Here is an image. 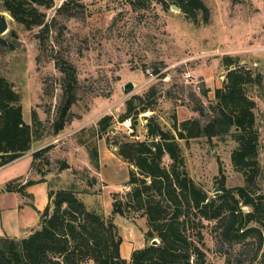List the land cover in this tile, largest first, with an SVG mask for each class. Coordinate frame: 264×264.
I'll return each mask as SVG.
<instances>
[{"label": "rangeland", "instance_id": "1", "mask_svg": "<svg viewBox=\"0 0 264 264\" xmlns=\"http://www.w3.org/2000/svg\"><path fill=\"white\" fill-rule=\"evenodd\" d=\"M64 1L40 7L45 23L29 30L0 4V13L6 12L9 22L1 36L0 76L21 95L24 121L32 124L33 111L42 121L38 127L42 138L33 142L30 151L49 146L36 160L29 179L45 178L48 187L43 183L26 187L33 205L25 195L6 189L21 177L27 182L33 155L0 169V236L21 232L30 216L45 208L48 189L54 193L71 189L88 210L112 218L122 239L121 256L130 261L135 249L151 243L150 227L143 210L113 213L114 196L126 202L133 191L131 171L140 175L119 154V145L151 141V121L177 135L175 123L181 126L185 120L201 118L200 105L209 107L215 91L225 86L229 70L239 68L252 77L246 93L256 103L255 179L249 182L247 177L254 174L247 176L234 164L232 154L238 144L230 135L178 141L189 177L211 198L232 190L242 211L253 212L236 192L238 187H248L263 207V220L249 225L258 227L264 237V0H202L208 12L197 11L196 20L174 9L173 0H79L78 5L71 2L73 16L57 13ZM58 60L71 68L73 76L63 75ZM129 82L134 87L126 93ZM153 86L154 108L139 114L135 126L130 119L120 121L127 101ZM69 98L72 104L64 128L56 134L54 124ZM105 116L112 118L101 130L99 122ZM171 163L166 155L163 164ZM55 201L54 195L51 212ZM183 210L193 217L192 210ZM195 223L189 224L188 232L197 238L202 231L198 245L205 256L200 264H264V242L260 246L258 236L229 242L217 220Z\"/></svg>", "mask_w": 264, "mask_h": 264}, {"label": "trees", "instance_id": "2", "mask_svg": "<svg viewBox=\"0 0 264 264\" xmlns=\"http://www.w3.org/2000/svg\"><path fill=\"white\" fill-rule=\"evenodd\" d=\"M78 1H64L57 13L73 16L71 2L78 5ZM173 2L195 20L197 11L208 12L202 0ZM0 4L29 30L44 25L46 14L40 7L51 8L54 0H36V3L31 0H0ZM2 42L0 36V44ZM57 66L65 77L73 76L69 71L71 68L65 67L59 60ZM251 79L249 72L239 68L229 70L225 86L215 91V100L209 107L201 104L197 109L201 118L185 120L181 126L175 123L177 135L151 121L148 123L151 141L119 145V154L135 165L140 175L131 171L129 185L133 191L128 193L126 202L119 195L114 196L113 213L125 215L131 210H143L150 227L147 236L151 243L135 249L130 261L121 256L122 239L117 236V226L112 218L88 210L76 193L67 189L57 193L49 191V204L41 212L40 227L28 237L0 236V264H200L199 261L204 260L205 256L198 245L202 231L197 232V238L188 232L189 224H194L197 218L196 225L217 220L222 237L229 242L258 236L262 246V231L249 225L253 220H263L262 203L250 194L248 187H238L236 192L244 204L254 208L253 212L244 213L240 200L232 190L225 189L224 183L222 187L226 190L225 195L211 198L189 177L178 141L201 136L212 139L230 135L238 144L232 154L233 162L247 176L254 174L247 177L249 182L253 181L257 172L259 135L256 128V103L246 93V86ZM156 97L155 86L143 96H133L127 101L126 112L120 116V121L130 119L135 126V118L139 114L154 108ZM71 104L72 98H69L60 121L54 124L56 134L64 128ZM111 118L105 116L100 120L101 130L107 129ZM41 122L36 111H33L32 124L24 121L21 95L13 89L12 83L0 76V167L26 154L33 142L42 138L38 129ZM48 150L49 146L33 153L31 168ZM92 155L98 165L96 149ZM166 155L172 160L169 167L163 164ZM44 181L41 178L23 183L21 177L9 182L6 189L27 195L26 187ZM54 195L56 203L51 212L50 203ZM184 208L192 210L193 217L186 215ZM191 219L195 222H190ZM155 238H159V245H152Z\"/></svg>", "mask_w": 264, "mask_h": 264}, {"label": "crops", "instance_id": "3", "mask_svg": "<svg viewBox=\"0 0 264 264\" xmlns=\"http://www.w3.org/2000/svg\"><path fill=\"white\" fill-rule=\"evenodd\" d=\"M34 150H35L34 148L31 151L29 150L26 154H24L20 158L14 160V161H12V162L4 165V166H1L0 169L3 168V167H5V166H7V165H10L12 163H15L16 161H19L20 159H22V158H24V157H26L28 155L32 157L33 153L35 152ZM32 161H33V157H32ZM31 170H32V168L30 167V170H29L28 177H27V180L26 181H29V179H31L30 178V175L33 174V172H31ZM34 180H36V179H34ZM36 181H38V180H36ZM46 181H47V179H45L44 182H37V183H43V184L47 185V187H48V184H47ZM48 193H49V189H48V192H47V199L44 202V204H43L44 206H42V208L43 207L46 208V206L49 204V194ZM25 197L28 199V203L31 204V205H33V197H32V195L27 194V195H25ZM44 209L41 210V211H39L37 214L35 213V215H31L30 216V220L27 221L28 225H26L25 227L21 228V232L11 231V234L10 235L13 236V237H16V238H19V237L20 238L21 237L23 238V237H26V236L30 235L34 230H36L39 227L40 222H41V212L44 211Z\"/></svg>", "mask_w": 264, "mask_h": 264}, {"label": "water", "instance_id": "4", "mask_svg": "<svg viewBox=\"0 0 264 264\" xmlns=\"http://www.w3.org/2000/svg\"><path fill=\"white\" fill-rule=\"evenodd\" d=\"M33 3H36V0H31ZM174 9L176 10H181L179 6H177L176 4H173L172 6ZM9 28V22H8V18H7V14L6 12L0 13V36H2L3 34H5L8 31ZM134 84L132 82H129L125 85L124 87V91L126 93H129L130 91L133 90ZM219 192L216 193V195H218ZM160 241L159 239L155 238L152 241V245H159Z\"/></svg>", "mask_w": 264, "mask_h": 264}]
</instances>
